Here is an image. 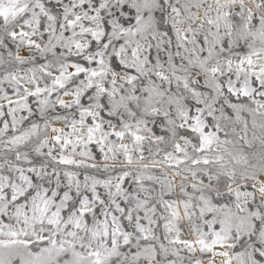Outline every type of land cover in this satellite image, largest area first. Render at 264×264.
Instances as JSON below:
<instances>
[{"label": "rangeland", "instance_id": "374dc122", "mask_svg": "<svg viewBox=\"0 0 264 264\" xmlns=\"http://www.w3.org/2000/svg\"><path fill=\"white\" fill-rule=\"evenodd\" d=\"M0 264H264V0H0Z\"/></svg>", "mask_w": 264, "mask_h": 264}]
</instances>
